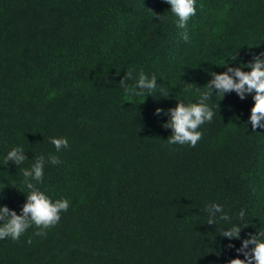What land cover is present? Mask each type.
Segmentation results:
<instances>
[{"label":"trees","instance_id":"16d2710c","mask_svg":"<svg viewBox=\"0 0 264 264\" xmlns=\"http://www.w3.org/2000/svg\"><path fill=\"white\" fill-rule=\"evenodd\" d=\"M183 31L164 0H0V204L20 213L22 169L48 154L61 163L46 164L37 187L70 202L46 235L33 225L0 240V264H229L240 241L207 224L211 202L234 222L245 211L242 237L264 230L251 96L213 95L195 146L168 144L167 117L154 115L195 102L234 55L249 70L264 52V0H196L187 40ZM140 70L168 95L127 97L119 81ZM51 137L69 147L56 153ZM17 145L28 159L4 164Z\"/></svg>","mask_w":264,"mask_h":264},{"label":"clouds","instance_id":"9594fccd","mask_svg":"<svg viewBox=\"0 0 264 264\" xmlns=\"http://www.w3.org/2000/svg\"><path fill=\"white\" fill-rule=\"evenodd\" d=\"M170 6V12L175 17L176 27L185 30L181 33L184 40L188 39L186 31L187 22L196 14V0H164ZM162 17H159V21ZM236 61L234 55L226 64L225 71L212 72L211 79L204 86L203 91L195 102L185 103L183 100L177 101L175 107L164 110L156 108L154 115H164L167 117L163 127L171 129L172 134L166 140L168 144L195 146L202 137L199 131L201 125L211 122L216 114L214 109L218 105L210 104L213 95L222 99L226 94L235 93L240 100H245L249 96L254 101L250 109V116L247 123L251 124L253 130L264 129V52L254 54L252 59L243 64L249 69L242 70L240 66H232ZM239 63V62H237ZM128 81H132L131 84ZM127 97L152 96L153 93L160 92L161 96L168 95L167 91L158 85L157 77L152 74L150 77L143 70L138 73L128 71L119 81ZM49 142L54 146L56 153L69 147L66 137H51ZM28 159L25 149L17 145L3 157V163L8 165L14 163L17 167L23 165ZM61 160L58 155H39L30 167L22 169L23 185L28 194L25 202L17 214L16 210L9 208L6 204H0V240L10 238L17 241L33 225L38 231L37 236L46 235V229L56 225L61 219V213L66 212L70 202L66 198L53 200L46 192L37 187L43 183L44 170L46 164L59 165ZM3 190V189H2ZM0 190V200L5 199ZM207 224L216 226L218 223H225L230 227L221 229L220 236L229 241H240V246L235 247L229 243V248H234L237 258L231 259L229 264H264V230L256 229L255 233H247L246 238L241 236L245 226V211L241 209L237 214L236 221L225 210L224 205L211 202L206 205ZM243 256V259L239 258Z\"/></svg>","mask_w":264,"mask_h":264}]
</instances>
